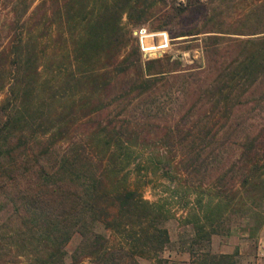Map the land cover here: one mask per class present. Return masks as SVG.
<instances>
[{
	"label": "trees",
	"instance_id": "obj_1",
	"mask_svg": "<svg viewBox=\"0 0 264 264\" xmlns=\"http://www.w3.org/2000/svg\"><path fill=\"white\" fill-rule=\"evenodd\" d=\"M241 2L0 0V264H140L141 256L162 264L166 208L121 170L138 140L164 142L179 171L206 173L210 158H224L229 127L211 120L227 124L264 77V0ZM194 10L193 26L173 36L201 34L218 71L196 87V78L183 84L185 97L195 96L181 125L156 130L151 120L174 111L156 96L173 94L181 61L168 53L143 59L132 30L146 21L166 27ZM232 11L255 13L262 28L229 27ZM197 104L204 113L187 117ZM246 137L199 199L193 241L207 245L226 210L246 219L250 235L264 222V136ZM196 257L231 264L230 253Z\"/></svg>",
	"mask_w": 264,
	"mask_h": 264
},
{
	"label": "rangeland",
	"instance_id": "obj_2",
	"mask_svg": "<svg viewBox=\"0 0 264 264\" xmlns=\"http://www.w3.org/2000/svg\"><path fill=\"white\" fill-rule=\"evenodd\" d=\"M252 1L242 0L240 7L245 8L244 5ZM198 14L199 12L194 10L166 27L153 28V24L149 21L138 25L145 26L149 30L165 29L172 39L169 48L163 54L168 53L172 57H178L181 61L180 68L183 70L169 82V85L174 88L173 94L156 96V103L162 101L167 112L174 110L173 115L167 120L161 118L163 113H158V116L151 120L154 124L151 127H155L156 130H163L169 125H181L177 120L195 96L192 93L188 95L190 98L185 97L183 84L187 85L196 78L200 82L195 84L196 87L206 82L218 71L219 61L213 62L207 59L201 34L197 37H191L192 34L173 36L176 30L192 27L194 18ZM226 17L232 24L229 27L257 30L263 26V23H259L260 17L255 13L242 12L241 16H238V13L232 11L226 14ZM200 22L198 21V25ZM215 56L219 58V55ZM206 66H217V69L207 72ZM248 97L249 100L235 107L227 124L222 117L214 123L219 116L217 114L211 120L215 128L223 125L222 128L229 127L226 136L228 146L224 151L223 159L210 158L211 163L206 173L204 171L191 173L184 170L179 171L176 163L177 156L172 155L170 148L164 142L152 140L141 143V140H138L140 143L133 145L136 149L131 157L127 158L130 164L126 165L127 167H124L125 169L121 172L127 171L129 184L137 187L144 197L158 200L166 208L164 224L169 232L170 242L165 249L159 252L163 257L162 264H196L199 260L196 256L206 249L215 254L230 253L231 264H264V222L253 235H250L249 230L244 229L246 219H241L240 215L230 214L228 210L223 212L221 216L223 222L219 230L211 235L207 245L204 242L193 241L192 220L198 212L202 215L199 209V199L202 197L206 200L209 197L208 192L212 190L214 178L224 167L221 164L228 163L230 157L236 152L237 145L247 140L246 136L254 134L264 136V77H261ZM204 110L203 105L197 104L187 117L201 116ZM0 200H2L1 196ZM2 218L3 215L0 214V220ZM120 240L119 235L112 236L111 239L112 242ZM78 241V234L73 235L67 244L68 250L71 251ZM193 251L194 253L191 254ZM139 262L140 264H151L153 259L141 256ZM84 263L87 264V259Z\"/></svg>",
	"mask_w": 264,
	"mask_h": 264
},
{
	"label": "built area",
	"instance_id": "obj_3",
	"mask_svg": "<svg viewBox=\"0 0 264 264\" xmlns=\"http://www.w3.org/2000/svg\"><path fill=\"white\" fill-rule=\"evenodd\" d=\"M133 34L145 59L162 55L172 39L165 29L149 30L145 26L135 27Z\"/></svg>",
	"mask_w": 264,
	"mask_h": 264
}]
</instances>
